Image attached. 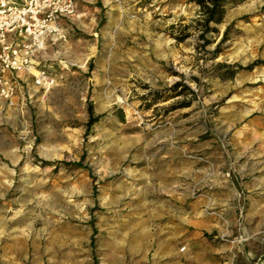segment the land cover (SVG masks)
Masks as SVG:
<instances>
[{"label":"rangeland","instance_id":"obj_1","mask_svg":"<svg viewBox=\"0 0 264 264\" xmlns=\"http://www.w3.org/2000/svg\"><path fill=\"white\" fill-rule=\"evenodd\" d=\"M79 8L57 85L0 102V264H256L264 0L210 30L191 0Z\"/></svg>","mask_w":264,"mask_h":264},{"label":"built area","instance_id":"obj_2","mask_svg":"<svg viewBox=\"0 0 264 264\" xmlns=\"http://www.w3.org/2000/svg\"><path fill=\"white\" fill-rule=\"evenodd\" d=\"M76 15V0H0V102L13 104L30 79L42 91L57 85L37 61L50 45L68 41Z\"/></svg>","mask_w":264,"mask_h":264},{"label":"trees","instance_id":"obj_3","mask_svg":"<svg viewBox=\"0 0 264 264\" xmlns=\"http://www.w3.org/2000/svg\"><path fill=\"white\" fill-rule=\"evenodd\" d=\"M200 7L202 26L210 30L211 24H222L227 13V6L235 4L236 0H191ZM203 38V37H202ZM92 124V123H91ZM90 124V125H91Z\"/></svg>","mask_w":264,"mask_h":264},{"label":"crops","instance_id":"obj_4","mask_svg":"<svg viewBox=\"0 0 264 264\" xmlns=\"http://www.w3.org/2000/svg\"><path fill=\"white\" fill-rule=\"evenodd\" d=\"M76 2H77V15H76V18L74 19V21L77 22V21H79L81 18H83L85 15L80 13L79 5H80L81 0H76ZM48 49H49V47L47 48V50H48ZM47 50H46V51H47ZM46 51H45V52H46ZM45 52H44V53H45ZM44 53H42L41 56L38 58V61H37L38 64H40V58L44 55ZM26 82H28V81H26ZM24 84L27 85V83H24ZM218 226H219V225H218ZM217 230H219V229H217ZM190 237H191V236H190ZM218 259H219V256L215 257L214 260H212L210 264H219V260H218ZM190 260H191V258H190ZM256 264H264V255L261 256V257H259V259H258V261H257Z\"/></svg>","mask_w":264,"mask_h":264}]
</instances>
